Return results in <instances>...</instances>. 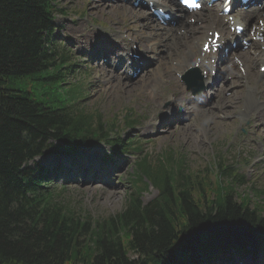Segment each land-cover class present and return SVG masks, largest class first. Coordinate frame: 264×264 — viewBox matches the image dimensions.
Wrapping results in <instances>:
<instances>
[{
  "label": "trees",
  "instance_id": "1",
  "mask_svg": "<svg viewBox=\"0 0 264 264\" xmlns=\"http://www.w3.org/2000/svg\"><path fill=\"white\" fill-rule=\"evenodd\" d=\"M57 10L54 0H0V264H165L192 231L252 240L264 228V206L234 200L243 179L224 162L210 181L144 158L138 172L162 194L144 207L133 195L100 220L75 213L64 191L35 187L28 162L51 141L75 147L105 139L113 126L80 105L79 85H64L68 55L44 43Z\"/></svg>",
  "mask_w": 264,
  "mask_h": 264
},
{
  "label": "rangeland",
  "instance_id": "2",
  "mask_svg": "<svg viewBox=\"0 0 264 264\" xmlns=\"http://www.w3.org/2000/svg\"><path fill=\"white\" fill-rule=\"evenodd\" d=\"M59 3L60 6L64 7V9H69L71 6L73 7L72 11L74 9L76 10L74 14H80L76 17L75 15L66 16V21L63 22L64 27L62 28V31L66 33L71 30L72 33L74 32L81 37L83 35H87L86 33H82H84L88 28L90 30L88 36L90 43H94L95 40L101 42V38H105L107 41L112 40L113 36L107 32V29L115 30L116 28H122L124 24L125 28H128V23L124 21L131 19L132 16H135V14L128 17L125 16L127 11L131 10L128 9V7H130L129 5H125L123 3H101L108 13L98 11V9L96 10L95 8L98 7V2L91 4L89 0H59ZM122 6L125 10L118 9V7ZM130 8L132 9V7ZM141 14L145 15L146 13ZM71 18H74V20ZM140 18H142V16ZM140 18L136 20L139 24L142 23V19ZM125 30L129 29H123L122 32ZM100 77L102 79H99ZM93 79L95 81H90L89 85L98 83L99 85L97 86L99 87L94 95L90 96L88 103L92 105L90 107H95L100 115L104 116L107 120L117 114H120L119 111L126 107H130L138 113L147 112V110L145 112L142 111V107L145 106H142V103L146 105L150 104V89L145 88L144 85H142V79H138L132 84L123 83L125 80L116 76L104 78L98 74L97 76L93 75ZM138 96H140L141 99H139ZM223 117V125L220 123H213L214 126L212 130L209 131V136H207V129L200 128L202 127L201 124L195 127L193 131H187L183 137L178 136L177 132H173L170 135H162L157 140L152 141V147L154 145L156 147L152 149V152H158L161 149L170 146V144H179L181 152L186 155L187 163L191 166L194 165V171L198 169L200 172L202 171V168L200 167L205 163L215 161L218 153H223L224 159L230 161L233 155H239L237 156L239 159H241L242 155H246L248 156L247 159L250 160L252 158V154L249 152L250 150H253L256 153L259 152V154L262 152L264 138L261 139L260 136L252 135L253 133L249 130V128L244 125V123L240 125V123H238L232 115L227 114ZM228 117L230 118L227 120ZM241 129L245 131L243 132L244 135H242L243 133L241 132ZM231 138L233 139L230 142ZM250 139H253L255 143L258 142V145H256L255 148L254 145L248 143ZM200 141H202L204 145H200L198 143ZM181 142L182 144H180ZM213 155L215 158L212 157ZM236 166H239L237 161ZM256 169L257 167L252 169L251 161L248 166L240 168V170L247 175L249 181H256L259 184V187H264V171L260 172L263 169H260V171ZM127 172L128 171L124 168L119 170V175H123L124 179L114 176L113 182L110 185L99 186L94 183L86 187H80L79 185L70 187V189L80 190L78 192L71 191L72 198L77 200L85 209L94 211L96 215L112 214V212L120 208L124 195H126L125 189L127 190V187L125 188V181ZM149 188L150 189L142 195V200L144 202L155 195L154 189L151 187ZM242 189L243 187H238L237 190L239 193H242L244 192ZM246 191L248 193H244L243 196H247L248 194L251 196L252 191ZM108 193L111 195L109 196ZM252 194L253 197L251 198L253 199V202L249 201V207H252L255 201L258 205L263 207L264 196L262 194H257V192H252Z\"/></svg>",
  "mask_w": 264,
  "mask_h": 264
},
{
  "label": "bare ground",
  "instance_id": "3",
  "mask_svg": "<svg viewBox=\"0 0 264 264\" xmlns=\"http://www.w3.org/2000/svg\"><path fill=\"white\" fill-rule=\"evenodd\" d=\"M97 5H98V7L95 8L96 10L98 9V11H104V12H107V11L104 9V6H102L101 3H98ZM99 5H100V6H99ZM118 9H120V10H125V8H123V6H122V7H118ZM107 13H108V12H107ZM130 15H132V12H131V11H127V14H126L125 16L128 17V16H130ZM117 30H119V28H116V29L113 30V31H117ZM83 40H84V42H86V39H83ZM124 42L127 44L126 41H124ZM123 62H124V59H122V61H121V58L114 60V61H113V68H115V70L117 69L118 71H120V70L123 68ZM139 63H140V61H139ZM107 66H108V64L106 63L102 68H104L105 70H107V68H106ZM145 66H146V63H145L144 61H143V63H141V64H134V66H133V71H134V73L136 74V73H137V72H136L137 70H139L138 72L142 71L141 69H144ZM137 74H138V73H137ZM139 74H142V72H140ZM251 76L254 77V76H256V75H255V73H254V74H252ZM246 97L248 98V97H249V94H246ZM233 100H235V98H234ZM247 101H248V102H251L249 99H247ZM112 152H113V150L109 152L110 155H113V154H111ZM159 160H160V159H159ZM143 183H147V181L144 180ZM108 195L110 196L111 194L108 193Z\"/></svg>",
  "mask_w": 264,
  "mask_h": 264
},
{
  "label": "water",
  "instance_id": "4",
  "mask_svg": "<svg viewBox=\"0 0 264 264\" xmlns=\"http://www.w3.org/2000/svg\"><path fill=\"white\" fill-rule=\"evenodd\" d=\"M213 210H214V209H212L210 212H214ZM200 231H201V230H197V231H195V232H194V231H192V233H191V234L198 233V232H200ZM202 231H203V230H202Z\"/></svg>",
  "mask_w": 264,
  "mask_h": 264
},
{
  "label": "snow or ice",
  "instance_id": "5",
  "mask_svg": "<svg viewBox=\"0 0 264 264\" xmlns=\"http://www.w3.org/2000/svg\"><path fill=\"white\" fill-rule=\"evenodd\" d=\"M185 2H187V0H185Z\"/></svg>",
  "mask_w": 264,
  "mask_h": 264
}]
</instances>
